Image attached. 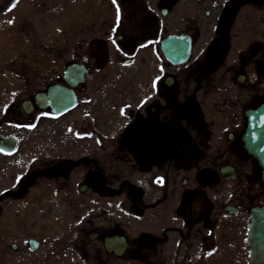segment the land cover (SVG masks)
Masks as SVG:
<instances>
[{
    "label": "flooded vegetation",
    "instance_id": "obj_1",
    "mask_svg": "<svg viewBox=\"0 0 264 264\" xmlns=\"http://www.w3.org/2000/svg\"><path fill=\"white\" fill-rule=\"evenodd\" d=\"M196 1L206 6L190 10L179 30L191 37L185 62L163 55L159 14L143 4L142 34L128 38L130 55L115 61L131 70L121 106L82 114L81 122L95 125L108 110L122 114L121 135L94 127L95 148L73 159L88 166L96 205L98 191L120 200L118 212L103 207L107 224L96 222L90 239L115 258L130 250L137 264H264V152L257 146L264 137L256 124L264 103V0ZM176 2L156 0L154 8ZM138 44L151 55H135ZM102 175L122 178L99 184ZM106 236L123 240L121 253L116 239L105 247Z\"/></svg>",
    "mask_w": 264,
    "mask_h": 264
},
{
    "label": "rangeland",
    "instance_id": "obj_2",
    "mask_svg": "<svg viewBox=\"0 0 264 264\" xmlns=\"http://www.w3.org/2000/svg\"><path fill=\"white\" fill-rule=\"evenodd\" d=\"M155 2L0 0V132L17 138L15 151L0 152V264L138 263L130 250L115 258L101 246L96 249L97 239L89 238L96 222L107 224L109 214L103 207L113 206L112 211L118 212L120 200L110 201L98 191L96 205L86 175L88 166L77 165L73 159L95 148L94 127L109 137L121 135L119 111L108 110V116L100 117L96 125L81 119L91 108L100 114L108 102L121 106L119 94L131 70H123L115 61L130 55L123 46L138 31L131 20L140 17L143 4L159 14L160 37L185 29L189 11L206 6L196 0H177L171 7L164 5L168 10L163 14L154 8ZM210 20L212 37L213 15ZM118 33L122 39L110 38ZM149 50L152 53V48L138 44L135 55H151ZM69 61L85 62L90 68L84 89L77 86V104L60 115L37 107L25 113L21 100L60 80ZM121 178L102 175L97 180L117 184ZM83 182L87 187L81 190ZM30 237L39 239L36 248L28 245Z\"/></svg>",
    "mask_w": 264,
    "mask_h": 264
},
{
    "label": "water",
    "instance_id": "obj_3",
    "mask_svg": "<svg viewBox=\"0 0 264 264\" xmlns=\"http://www.w3.org/2000/svg\"><path fill=\"white\" fill-rule=\"evenodd\" d=\"M161 47L165 56L174 61V62H183L187 59L190 52V37L188 34L181 33H171L165 36L162 39ZM87 67L83 63L78 62H70L66 65L63 71V79L66 84H62L59 82L52 83L48 85L46 90H39L34 94L35 102L41 107L45 108L49 106L51 111L54 113H62L65 110L71 108L76 101V94L74 91V86H76L80 81L84 80V74L87 72ZM21 105L26 112H31L33 109V105L31 101L26 98L21 101ZM264 113V106L261 107ZM257 126L259 127L260 136L264 137V117L259 118L257 120ZM251 128V127H250ZM5 139V142L3 140ZM264 139V138H263ZM15 146V137L13 135H3L0 134V148L3 151H11ZM261 150L264 152V142H259L257 144ZM254 152V150H253ZM256 154V153H255ZM261 162L263 158L261 155L257 154ZM227 176V175H226ZM81 188H85L84 185H81ZM263 210V211H262ZM261 212L264 213V208H262ZM91 236V235H90ZM111 239H116L119 245L114 248L115 252L121 253L123 250L125 243L120 238L119 240L115 236H106L104 239L105 247L107 249H111L109 242ZM28 244L32 248H36L39 244V240L31 237L27 240ZM121 243V246H120ZM259 244L264 248V229L259 237ZM120 246V247H119Z\"/></svg>",
    "mask_w": 264,
    "mask_h": 264
},
{
    "label": "snow or ice",
    "instance_id": "obj_4",
    "mask_svg": "<svg viewBox=\"0 0 264 264\" xmlns=\"http://www.w3.org/2000/svg\"><path fill=\"white\" fill-rule=\"evenodd\" d=\"M114 2H115V0H114ZM12 7H15V4H13L8 10L11 11V8H12ZM118 14H119V9H118ZM11 22H12V21H9V23H11Z\"/></svg>",
    "mask_w": 264,
    "mask_h": 264
}]
</instances>
